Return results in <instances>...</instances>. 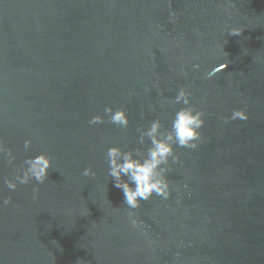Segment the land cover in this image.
Segmentation results:
<instances>
[{
  "label": "water",
  "instance_id": "95a60500",
  "mask_svg": "<svg viewBox=\"0 0 264 264\" xmlns=\"http://www.w3.org/2000/svg\"><path fill=\"white\" fill-rule=\"evenodd\" d=\"M181 87L202 139L175 147L169 198L130 209L107 150H146ZM0 139V264H264V0H0ZM41 153L45 182L9 190Z\"/></svg>",
  "mask_w": 264,
  "mask_h": 264
},
{
  "label": "clouds",
  "instance_id": "9594fccd",
  "mask_svg": "<svg viewBox=\"0 0 264 264\" xmlns=\"http://www.w3.org/2000/svg\"><path fill=\"white\" fill-rule=\"evenodd\" d=\"M234 35H238L232 33ZM227 64H220L207 72V77L211 78L217 74ZM198 69L199 65H194ZM186 75V73H185ZM192 93L186 88L181 87L171 103L183 104L172 118L170 129L162 130L160 119L153 120L147 128H137L139 133V144L143 145L145 140L150 141V146L146 150L137 147L128 151L122 150L119 146L109 147L106 158L109 165L108 175L113 178L114 186L121 189L124 196V204L130 209H136L140 206L141 201L149 200L154 194L163 199L169 198L171 186L168 179V173L171 171L170 162L179 161L176 155L175 147L196 149L198 142L202 139L200 129L205 124V112L197 110L191 103ZM163 104V102H162ZM105 113L111 123L122 128H127L129 119L124 109L113 110L112 107L105 108ZM227 120L246 121L248 115L240 109L233 110L230 117L222 118ZM104 122V117L100 115L93 116L89 121L90 124H99ZM32 141L24 142L25 149L31 146ZM8 157V163L11 165L15 161V156L10 149H5L4 142L0 139V153H5ZM24 165L17 170L14 179L4 181L9 190H16L19 184H28L31 180L38 183H44L48 178V171L51 168L52 160L45 154L41 153L35 157H29L24 161ZM22 172V174H21ZM85 176H94L91 167L83 171ZM127 177V180L123 179ZM18 182V183H17ZM37 191V189H34ZM3 206L11 203V197L2 199ZM132 216V213H129ZM132 224L136 221L133 219Z\"/></svg>",
  "mask_w": 264,
  "mask_h": 264
}]
</instances>
